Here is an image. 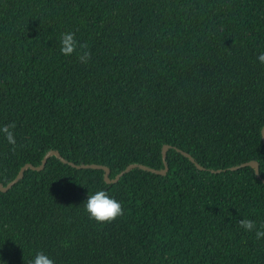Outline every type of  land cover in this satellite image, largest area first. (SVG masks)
Listing matches in <instances>:
<instances>
[{"label":"trees","instance_id":"trees-1","mask_svg":"<svg viewBox=\"0 0 264 264\" xmlns=\"http://www.w3.org/2000/svg\"><path fill=\"white\" fill-rule=\"evenodd\" d=\"M261 56L264 0H0L3 185L51 150L115 178L164 168L173 146L166 175L110 184L56 156L27 170L0 190V264H264L239 223L264 230ZM251 160L262 177L231 170ZM97 190L122 204L116 220L89 218Z\"/></svg>","mask_w":264,"mask_h":264},{"label":"clouds","instance_id":"clouds-1","mask_svg":"<svg viewBox=\"0 0 264 264\" xmlns=\"http://www.w3.org/2000/svg\"><path fill=\"white\" fill-rule=\"evenodd\" d=\"M61 45L60 51L62 54H72L76 47L73 34H62ZM83 59L84 57H81V60ZM260 59L264 61V56H261ZM9 142L14 143V140L10 138ZM84 209L89 218L95 220L97 223L112 222L123 214L122 204L115 198L109 196L104 190H97L94 194L87 196ZM239 223L245 231H255L257 239L264 238V230L257 229L252 220L242 219ZM31 264H54V262L46 254L39 252L34 256Z\"/></svg>","mask_w":264,"mask_h":264},{"label":"water","instance_id":"water-1","mask_svg":"<svg viewBox=\"0 0 264 264\" xmlns=\"http://www.w3.org/2000/svg\"><path fill=\"white\" fill-rule=\"evenodd\" d=\"M262 136H263V141H264V127L262 129ZM172 145L166 144L163 147V159H164V164L165 167L162 169H157V168H153L144 164H140V163H134L129 165L125 170H123L120 174L117 175V177L115 178H111V169L110 167L106 166V165H101V164H96V163H92V164H76L74 162H71L69 160H67L65 157L62 156V154L60 153V151L58 150H51L48 152V154L44 157L41 165H34L32 163H27L26 165H24L19 174L17 175V177L11 181L8 185H3V183L0 180V190L2 192H7L9 189H11L16 183H18L21 179H23L25 172L29 169L32 170H37V171H41L45 168L47 161L49 160V158H51L52 156H56L58 157L63 163L69 164L75 168L78 169H102L105 171V180L107 183H116L118 182L122 176H124L126 173L130 172L131 170L135 169V168H140L142 170L145 171H149L152 173H156V174H161V175H166L167 172L169 171V163L167 161L168 158V152L170 150V148H172ZM179 152H181L183 155L187 156L193 163H195V165L200 169V170H205L207 169L206 167H204L202 164H200L195 157L190 154L189 152H186L183 149L180 148H176ZM246 166H250L253 167L255 169L256 174L258 175V177H262L261 173H260V163L256 160H251L245 163H242L241 165H237V166H233L231 167V170H238L240 168L246 167ZM223 170L219 169V170H212V172L214 173H219L222 172ZM264 181V179H263Z\"/></svg>","mask_w":264,"mask_h":264}]
</instances>
